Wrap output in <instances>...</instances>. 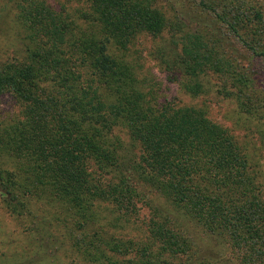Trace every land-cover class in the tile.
<instances>
[{
    "label": "trees",
    "instance_id": "trees-1",
    "mask_svg": "<svg viewBox=\"0 0 264 264\" xmlns=\"http://www.w3.org/2000/svg\"><path fill=\"white\" fill-rule=\"evenodd\" d=\"M6 1L0 213L37 245L11 260L264 264V120L244 141L203 105L151 102L125 52L167 28L157 61L184 94L213 77L234 123L264 117V0Z\"/></svg>",
    "mask_w": 264,
    "mask_h": 264
},
{
    "label": "rangeland",
    "instance_id": "rangeland-1",
    "mask_svg": "<svg viewBox=\"0 0 264 264\" xmlns=\"http://www.w3.org/2000/svg\"><path fill=\"white\" fill-rule=\"evenodd\" d=\"M3 2L7 3L6 0H0V5H2ZM47 2L55 9L74 18L77 16L78 10H82L85 7L83 0H47ZM170 2L171 0H156L157 6H160L163 11L171 10L168 4ZM11 3L13 2L10 1L9 4ZM8 11L10 10L4 7V9L1 10V14L7 13ZM165 15H168L167 11ZM0 22V24L3 25H10L11 21L4 15ZM166 29L167 28L164 29L165 31H163L160 36H150L148 34L138 35L131 40L132 44L129 46V49L125 51L136 68L135 71L142 91L152 95L150 96V101L156 104H160L164 101H172L181 104L193 103L203 105L206 107L210 118L229 127L244 141H246L248 137H251V135L253 136L254 130L252 128L254 124H261L264 117L260 116L258 118V116L253 115L249 118V122L234 123L235 121H239L235 104L231 99L215 91L216 80L213 77L207 78V89L202 94L197 97H190L181 91L178 83L179 79L174 77L175 75L164 71L163 65L157 61V56L160 54V49L169 41V34ZM18 38L19 36L16 33L8 37L6 34L0 33V54L3 50V55L1 56L5 57L17 52L18 45L16 41ZM257 72L258 74H262L264 68H260ZM148 97L149 96H147V98ZM13 102L10 95L6 94L1 98L0 120L16 112V107ZM242 115L244 116V114ZM249 126L251 129H246L249 128ZM0 211L3 212L1 207ZM36 247L35 241L30 240L29 236L21 233L16 219L11 216H6L4 213H0V253H3L0 257L6 259V261H3V259L0 260V264H17L11 259L18 256L22 249L36 251ZM36 264L40 263L36 262Z\"/></svg>",
    "mask_w": 264,
    "mask_h": 264
}]
</instances>
